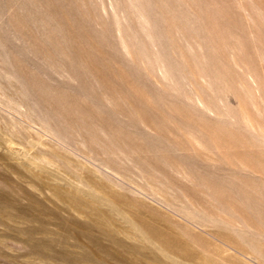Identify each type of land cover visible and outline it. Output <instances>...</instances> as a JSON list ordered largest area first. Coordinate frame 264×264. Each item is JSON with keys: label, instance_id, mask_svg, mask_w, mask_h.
I'll list each match as a JSON object with an SVG mask.
<instances>
[{"label": "rangeland", "instance_id": "rangeland-1", "mask_svg": "<svg viewBox=\"0 0 264 264\" xmlns=\"http://www.w3.org/2000/svg\"><path fill=\"white\" fill-rule=\"evenodd\" d=\"M0 264H264V0H0Z\"/></svg>", "mask_w": 264, "mask_h": 264}]
</instances>
